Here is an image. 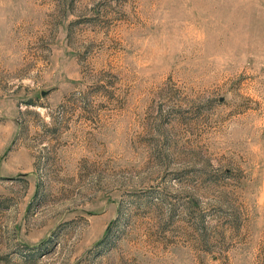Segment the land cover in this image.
Here are the masks:
<instances>
[{
    "label": "rangeland",
    "instance_id": "rangeland-1",
    "mask_svg": "<svg viewBox=\"0 0 264 264\" xmlns=\"http://www.w3.org/2000/svg\"><path fill=\"white\" fill-rule=\"evenodd\" d=\"M0 264H264V0H0Z\"/></svg>",
    "mask_w": 264,
    "mask_h": 264
}]
</instances>
